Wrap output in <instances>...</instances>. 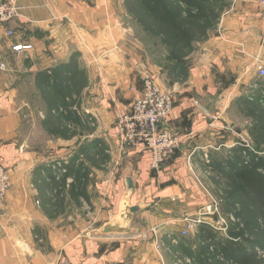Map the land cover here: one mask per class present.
<instances>
[{
  "label": "crops",
  "instance_id": "1",
  "mask_svg": "<svg viewBox=\"0 0 264 264\" xmlns=\"http://www.w3.org/2000/svg\"><path fill=\"white\" fill-rule=\"evenodd\" d=\"M16 1L23 16L10 24L14 36L6 37L0 28V164L9 170L12 182L0 217V264H167L174 257L169 250H177L180 243L187 246L180 235L183 219L194 218L206 202L195 170V144L206 134L213 140L227 138L222 128L235 98L264 100V83L256 73L257 65L264 66L259 0H229L217 30L182 85L164 88L158 80L165 79L151 75L162 89L172 91L173 111L167 127L184 141L157 171L150 169V154L142 146L126 150L119 177L101 179L95 185L93 213L102 220L109 213L120 214L124 178L131 176V205L142 202L147 207L134 217L139 232L129 237L66 235L71 226L67 231L56 229L44 203L50 196L48 185L57 180L55 161H47L48 157L27 146L22 111L14 95L25 59L67 63L72 46L80 56L93 53L98 56V74L93 72L88 84L90 109L99 132L116 141V119L129 109L130 90L141 89L146 73L137 63L125 62L118 47L120 39L127 37L121 27L123 15L115 10L123 0ZM18 45L31 48L13 51ZM107 52L105 59L99 57ZM161 249L171 256H163Z\"/></svg>",
  "mask_w": 264,
  "mask_h": 264
},
{
  "label": "rangeland",
  "instance_id": "2",
  "mask_svg": "<svg viewBox=\"0 0 264 264\" xmlns=\"http://www.w3.org/2000/svg\"><path fill=\"white\" fill-rule=\"evenodd\" d=\"M228 2L156 0L157 4L153 1L144 8L137 0H123L115 8L123 15L121 27L128 37L118 44L123 60L137 63L156 79L162 76L161 87L182 85L217 30ZM69 51L67 63L25 59V70L18 74L14 88L15 103L22 111L27 146L48 157L47 161H55L57 180L48 185L50 196L44 201L49 219L57 230L67 231L71 226L66 235L93 237L108 221L106 215L101 220L93 213L95 185L101 179L119 177L126 150L117 139L99 132L90 109L88 84L93 72L98 74V56H80L73 46ZM108 54L99 57L105 59ZM64 64H69L71 76H60ZM232 102L225 120L227 138L213 140L206 134L195 144V170L206 196L195 221L200 212L206 214L184 238L187 246L180 243L177 250H169L174 257L167 264H264V222L248 203L250 186L258 182L255 178H264V100L241 95ZM219 161L234 164L235 170L244 166V170L237 175L231 166L213 165ZM163 251V256H171Z\"/></svg>",
  "mask_w": 264,
  "mask_h": 264
},
{
  "label": "built area",
  "instance_id": "3",
  "mask_svg": "<svg viewBox=\"0 0 264 264\" xmlns=\"http://www.w3.org/2000/svg\"><path fill=\"white\" fill-rule=\"evenodd\" d=\"M258 8L260 19L264 23V0L258 1ZM22 16V8L16 0H0V28H3L6 37L14 36L10 24ZM30 48V45L24 47L18 45L12 49L19 52ZM256 73L264 83V66L257 65ZM141 80L140 90H134V88L130 90L132 97L129 109L116 119L117 140L119 146L125 150L142 146L150 154V169L157 171L180 148L184 139L167 127V120L173 111L172 91L162 89L148 73H143ZM224 129L226 128H222ZM11 187L10 172L0 164V217L2 206ZM206 211L209 212L210 209ZM204 214L206 212H200L196 221L195 218L183 219L184 226L180 235L188 237Z\"/></svg>",
  "mask_w": 264,
  "mask_h": 264
},
{
  "label": "water",
  "instance_id": "4",
  "mask_svg": "<svg viewBox=\"0 0 264 264\" xmlns=\"http://www.w3.org/2000/svg\"><path fill=\"white\" fill-rule=\"evenodd\" d=\"M124 182L126 190L122 198L121 212L118 215L109 213L108 221L103 224L102 228L97 233L98 237H129L139 232V228H137L133 222L134 217L147 206L142 202L131 205L130 199L134 191V184L129 174L125 176ZM152 211H156V208L152 209Z\"/></svg>",
  "mask_w": 264,
  "mask_h": 264
},
{
  "label": "trees",
  "instance_id": "5",
  "mask_svg": "<svg viewBox=\"0 0 264 264\" xmlns=\"http://www.w3.org/2000/svg\"><path fill=\"white\" fill-rule=\"evenodd\" d=\"M129 1H133V0H129ZM135 1V0H134ZM139 6H142L145 8L146 7H150V5L153 3H156V0H137ZM69 64H64L63 67L60 69L61 73L60 76H71V74H67L70 73V69L68 68ZM237 160H240V158H237ZM223 165L224 166H231L233 167L232 170L238 174H240L243 170H244V166H241L240 168H238L237 170H235V166H233L234 164L232 163H228V162H215L213 163V165ZM230 164V165H229ZM242 168V169H241ZM258 182L256 183V185L254 186H250V190H249V194H248V203L249 205L254 208L255 210L258 211V216L261 218V220L264 222V178H255ZM237 260V258H235ZM242 264H246L245 262L242 261Z\"/></svg>",
  "mask_w": 264,
  "mask_h": 264
}]
</instances>
